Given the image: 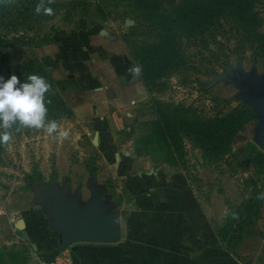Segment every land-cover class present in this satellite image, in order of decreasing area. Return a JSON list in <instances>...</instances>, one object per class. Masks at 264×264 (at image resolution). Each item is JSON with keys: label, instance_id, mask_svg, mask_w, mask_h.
Listing matches in <instances>:
<instances>
[{"label": "rangeland", "instance_id": "obj_1", "mask_svg": "<svg viewBox=\"0 0 264 264\" xmlns=\"http://www.w3.org/2000/svg\"><path fill=\"white\" fill-rule=\"evenodd\" d=\"M38 3L39 0H16L15 4L0 5V35L8 40L18 38L17 43L0 53V76L5 80L13 74L18 77L20 64L39 60L69 110L61 115L54 112V118L49 120H55L68 137H49L37 130L17 131L16 127L10 130L13 138L0 152L3 264H27L34 258L32 241L21 239L13 225L16 222L10 221L12 214L4 209L6 198L14 191L29 192L34 204L46 208L45 195L51 190H67L69 199L82 191L86 199L80 200V206L92 199L94 191L103 190L104 198L108 193L107 203L113 213L119 201L131 202L135 197L127 196L117 184L112 168L115 154L144 158L134 160L135 168H141V162L149 168L167 165L161 152L147 156L135 153L136 141L149 131L159 111L173 119L196 120L225 115L246 104L236 97L239 90L231 83L213 81L238 61L245 74L255 68L256 83L264 80V57L250 51L228 55L234 41L226 43L222 37L217 38L222 46L211 44L207 50H184V57L195 54L191 58L194 70L182 66L178 71H155L154 76L143 65L140 75L134 77L128 69L142 65L140 57L150 44L149 24L141 17L124 16V3L53 0L47 5L53 9L50 16L35 14ZM257 11L263 18L264 31L263 1ZM135 49L138 61L134 59ZM223 54L228 57L225 59ZM100 92L113 103H99ZM54 102L57 104L59 99L54 98ZM260 124L256 115L232 139L231 154L217 159L206 157L193 141L184 137L178 165H167L181 176L176 177L177 181L190 186L195 200L215 213L216 234L232 218L231 213L241 210L252 184L264 174V170L259 173L260 166L252 162L247 165L246 145L255 144ZM225 210L228 216L224 215ZM229 252L242 264H264V203L259 218L245 229Z\"/></svg>", "mask_w": 264, "mask_h": 264}, {"label": "trees", "instance_id": "obj_2", "mask_svg": "<svg viewBox=\"0 0 264 264\" xmlns=\"http://www.w3.org/2000/svg\"><path fill=\"white\" fill-rule=\"evenodd\" d=\"M102 1L124 3L127 6H124V16H134V19L141 17L149 24L150 44L146 46V54L139 57L141 67L144 65V69L151 75L156 76L155 71L159 73L166 69L178 71L182 66L194 70L191 58L195 54L184 57V50H207L211 44L222 46V41H217L218 37H222L226 43L234 41V47L229 50L228 55H242L250 51L255 56L264 57V31L261 29L263 18L257 11L258 4L264 0ZM17 42L16 37L8 40L4 34L0 35V53ZM134 51V59L138 61V52L136 49ZM228 55L223 54L225 59ZM17 71L21 82L28 75L36 74L51 85L50 91L45 95L47 119H53L54 112L61 115L69 111L66 103L58 97L47 70L39 60L24 61ZM56 97L59 102L54 104ZM158 114L157 119L150 123L149 131L136 141L135 153L138 156H147L151 152H161L164 154V163L171 167H176L183 155L181 152L184 137L193 141L206 157L217 159L231 154L230 145L234 136L245 124L256 119V114L247 104H240L228 114H217L214 118L173 119L161 111ZM2 147L0 145V152ZM246 150L247 165L252 162L255 166H260L259 173L263 174L264 153L254 143H247ZM260 193H264V174L260 181L252 184L248 198L237 213L239 218H230L225 226L217 230L218 237L228 251L240 240L245 229L259 218L264 203V200L257 199ZM2 256L0 253V263L3 264Z\"/></svg>", "mask_w": 264, "mask_h": 264}, {"label": "crops", "instance_id": "obj_3", "mask_svg": "<svg viewBox=\"0 0 264 264\" xmlns=\"http://www.w3.org/2000/svg\"><path fill=\"white\" fill-rule=\"evenodd\" d=\"M102 93L97 94L99 103H113ZM114 158L118 186L127 196L135 195L133 201H119L114 207L121 240L110 245H72L67 251L79 264H242L218 238L215 213L195 200L190 186L177 181L181 176L172 168L164 164L149 168L142 162L141 168H135V159H145L132 154L119 153ZM105 196L109 204L108 193ZM81 199H86L82 191ZM4 209L12 214L10 221L16 222L21 239L32 241L34 257L48 259L60 252L49 212L34 204L29 192L14 191Z\"/></svg>", "mask_w": 264, "mask_h": 264}, {"label": "water", "instance_id": "obj_4", "mask_svg": "<svg viewBox=\"0 0 264 264\" xmlns=\"http://www.w3.org/2000/svg\"><path fill=\"white\" fill-rule=\"evenodd\" d=\"M213 81L231 83L239 92L236 97L250 105L261 124L256 135L255 145L264 153V80L255 82V68L245 74L242 62L229 67L213 78ZM97 136L95 135L94 144ZM44 204L53 220V228L58 232L60 251L74 244H116L121 240V230L117 215L110 211L101 191H94L92 199L80 206V193L71 199L68 191L51 190L45 195Z\"/></svg>", "mask_w": 264, "mask_h": 264}, {"label": "clouds", "instance_id": "obj_5", "mask_svg": "<svg viewBox=\"0 0 264 264\" xmlns=\"http://www.w3.org/2000/svg\"><path fill=\"white\" fill-rule=\"evenodd\" d=\"M15 2L16 0H0V5L7 6ZM52 2L53 0H39L34 8L35 14L52 15L53 9L47 6ZM141 71L140 65L128 69L129 74L134 77H138ZM50 88L51 85L36 74L28 75L23 82L14 74L6 80L0 76V145H7L12 140V133L9 130L14 126L17 131L37 130L43 131L49 137H53L54 134L64 139L68 137V132L60 130L55 120L47 119L45 95ZM257 199L264 200V193L258 194ZM224 215H229L227 210ZM231 216L233 219L239 218L234 212Z\"/></svg>", "mask_w": 264, "mask_h": 264}, {"label": "built area", "instance_id": "obj_6", "mask_svg": "<svg viewBox=\"0 0 264 264\" xmlns=\"http://www.w3.org/2000/svg\"><path fill=\"white\" fill-rule=\"evenodd\" d=\"M27 264H79L74 255L69 251H60L57 255L53 256L52 258H39L34 257L31 261Z\"/></svg>", "mask_w": 264, "mask_h": 264}]
</instances>
